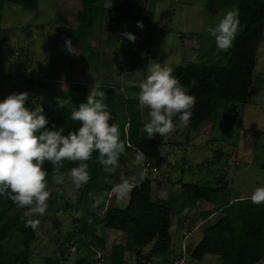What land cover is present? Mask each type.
Instances as JSON below:
<instances>
[{"label": "rangeland", "instance_id": "1", "mask_svg": "<svg viewBox=\"0 0 264 264\" xmlns=\"http://www.w3.org/2000/svg\"><path fill=\"white\" fill-rule=\"evenodd\" d=\"M207 1L133 0L127 17L120 18L107 10L110 5V0H107L105 11H97L91 32L87 35L89 50L86 59L89 60L83 59L85 54L78 46L72 44L80 54H71L65 43L60 41L65 37V29L78 27L73 19L80 9L81 0H38L36 11L3 3L0 5V28L4 30L0 42V100L12 93L27 92L29 100L26 107L46 98L57 100L64 107L77 98H87L90 89L98 82L100 90L105 92L104 99L110 98L114 103V121L119 125L121 139L124 140L127 126L122 130L121 125L125 116V100L138 99L139 83L148 75L150 64L159 63L175 69L187 63L214 65L226 62L231 49L219 51L207 29L215 26L231 9L209 8ZM145 12L154 14V30L140 33L130 29V22ZM125 32L133 34L135 42L129 40ZM92 58L94 60H90ZM30 80H33L32 86L28 84ZM78 86L80 91L75 92L73 88ZM253 87L247 104L222 103L211 122L202 128L189 129L177 122V130L168 135L166 141L174 144L169 148L166 144L161 150L165 163L158 171L168 178L174 195L183 193L181 182L226 187L227 191L222 196L230 200L234 195H251L254 188L264 181V32L257 50ZM225 109L233 112L228 113ZM142 119L147 122L146 109ZM134 155H128L127 165L116 170L113 184L124 178H139L141 172H144V178L148 176L149 169H141L134 164ZM131 164L134 165L132 168ZM150 177L155 179V174L150 173ZM48 183L51 190L49 206L44 216L34 217L39 220V225L35 230L30 227L31 237L19 228L22 210L17 208L9 213L10 219L18 220L10 237L4 240L5 254L19 260L24 255V264H76L78 260L89 263L92 250L88 252L86 249V235L94 229L98 237L108 239L107 247L100 249L104 250L100 253L106 260L112 242L122 243L120 238L124 235L93 227V221L104 214L106 207L123 210L124 206L114 202L108 204L105 195L104 203L93 208V201L83 193V187L77 190L67 176L62 185L52 183V177ZM97 193L104 192L100 189ZM176 212L182 215L183 210L178 208ZM177 214L173 221L179 219L180 225H184L183 218H178ZM214 219L210 218L188 240L173 230V247L177 251H180L182 243L195 247ZM111 235L120 237L112 241ZM71 246L74 249L71 250ZM183 248L180 251L182 257L175 256L174 251L154 258V261L168 262L174 255L178 257L179 264H221L220 257L212 255L195 261L187 253V247ZM162 257L166 259L162 260ZM132 259L133 256L130 257ZM22 263L19 261L17 264ZM259 264H264V261Z\"/></svg>", "mask_w": 264, "mask_h": 264}, {"label": "trees", "instance_id": "2", "mask_svg": "<svg viewBox=\"0 0 264 264\" xmlns=\"http://www.w3.org/2000/svg\"><path fill=\"white\" fill-rule=\"evenodd\" d=\"M106 2L107 0H81L80 9L73 19L78 27L65 29V37L60 40L64 44L66 39H70L72 44L78 46L81 53L85 54L83 57L85 60H89L86 59L89 50L86 43L87 35L91 32L97 11L99 13L105 11ZM132 2L133 0H110L107 10L114 16L126 18ZM3 3H10L30 11H36L39 5L38 0H0V5ZM207 6L215 9H238L240 30L224 64L187 63L173 69V74L181 84L189 88V94L196 97L195 108L188 125L189 128L195 129L208 125L212 117L220 110L222 103L241 105L248 103L251 92L254 90L253 76L257 50L264 32V0H208ZM1 10L0 6V20ZM137 22H142L143 28L138 27ZM129 28L140 33L152 32L154 14L145 12L142 16L134 18ZM3 31L0 28V42ZM192 80L196 81L194 86H190ZM28 84L32 86L33 80H30ZM73 89L75 92L80 91L79 86ZM81 103H87V98H77L69 104L70 106L64 107L60 106L57 100L46 98L42 102H32L27 107L29 109L42 107V114L48 120L46 127L49 130L62 128L63 134L67 135L69 131H75L79 127V122L72 121L70 115L73 110L79 108ZM104 103L108 105V110L113 116L109 123H115L114 103L110 98H105ZM124 106L126 117L124 116L121 129L124 130L127 125L124 138L131 146L126 147V153L121 156L119 166L126 163L127 154L135 153V150L139 149L147 157L145 164H150L148 171L154 168L158 172L165 163L160 150L165 137L157 135L154 139L147 138V134L143 131L144 111L139 109L138 99H126ZM225 110L228 113L233 112L229 109ZM174 121L177 122L178 119L174 118ZM96 155L98 154L93 153V159ZM74 166L76 165L65 161L61 171L67 172ZM44 168L48 172L46 177L48 180L53 175L52 165L46 162ZM89 173L91 178L88 184L83 186V193H97L101 189L108 196L111 185L103 182L106 174L102 172L101 166L89 162ZM159 177L162 179L163 175ZM111 179L113 182V176ZM156 180L149 174L138 187L132 190L128 204L123 210L109 206L103 217L94 218L93 227H101L111 231L110 233L118 232L124 235L123 244L112 242L110 255L104 260L105 264L130 263V258L125 260L126 254H133V257L142 258L153 264V258L170 251L171 210L164 201L153 199L151 186L157 183ZM180 185L182 195L188 197L191 202L201 200L206 203H216L214 215L211 216L210 213L202 218L206 220L211 216L215 218L214 221L205 228L199 243L187 252L193 260L201 261L205 255H212L220 257L221 264H259L264 261V205H254L250 198L227 200L222 196L227 191L226 187L222 186L215 188L181 182ZM17 208L10 199L0 197V264L26 262L24 255L20 257V260L17 257L10 258L3 249L4 240L10 237L18 220L10 219L9 213ZM19 228L28 237L32 236L31 228L25 226L24 219L19 221ZM86 236L88 252L93 246L104 249L105 237H98L94 229ZM118 237L120 236L117 238L112 236V241ZM147 246H151V249L143 254L142 250ZM76 264H90V262L78 260Z\"/></svg>", "mask_w": 264, "mask_h": 264}, {"label": "clouds", "instance_id": "3", "mask_svg": "<svg viewBox=\"0 0 264 264\" xmlns=\"http://www.w3.org/2000/svg\"><path fill=\"white\" fill-rule=\"evenodd\" d=\"M137 26L143 28L142 22H137ZM239 30V10L236 8L226 11L215 26L207 29L216 48L223 52L233 47ZM124 35L135 42L133 34L125 32ZM65 47L71 54H80L70 39L65 40ZM147 71L148 75L139 83L138 95L139 109L147 110L148 119L143 125L147 138L174 133L177 130L174 118L178 119L180 126L187 127L196 97L189 94V88L173 74V68L154 63L148 66ZM195 84V80L190 82V86ZM104 97L105 92L96 82L87 96V103H81L72 111L70 119L79 122V127L67 135L63 134L62 128L49 130L46 127L48 120L42 114V107H26L29 100L27 92L12 93L0 100V197L10 199L22 210L26 227L35 230L39 220L34 217L44 216L49 206L51 190L46 179L48 172L44 168L46 162L52 165V183L62 185L67 176L77 190L87 185L91 178L89 162L99 164L106 174L103 182L111 185L108 195L115 197L117 202H122L143 182V172L139 178L112 182L111 177L119 168L121 156L131 145L126 139H121L119 125L109 123L113 116L104 103ZM93 153L98 154L95 159ZM146 160L145 154L136 149L134 164L143 169ZM65 161L76 166L62 172ZM105 195L89 192L92 207L97 208L104 203ZM250 199L254 205H264V181L254 188ZM188 213L189 209L185 208L181 214Z\"/></svg>", "mask_w": 264, "mask_h": 264}, {"label": "crops", "instance_id": "4", "mask_svg": "<svg viewBox=\"0 0 264 264\" xmlns=\"http://www.w3.org/2000/svg\"><path fill=\"white\" fill-rule=\"evenodd\" d=\"M168 139L169 138H167V136L164 138L163 146H162V148L160 150H162L164 148V146L167 144L166 141ZM173 144H174L173 141H169V143L167 144L168 145L167 147L169 148ZM133 153L134 152H130L129 154H127L126 159H128V155H133ZM134 157H135V155H134ZM124 165H127V160H126V163ZM124 165H121V166H124ZM133 166H134L133 164L130 165L131 168ZM128 171H131V169H129ZM150 173H152V172L149 171L147 174L149 175ZM158 174H159L158 172L155 173V178L157 179L156 180L157 183L152 184V186H151V195L153 196L154 193H155L154 198L157 199V200L164 201L167 204V207H169V209L171 210V227H170V230H169L170 237H171V247H170V251L169 252L171 253V252L176 251L175 256L176 255H180L182 257V252H180V251L182 250L183 247H185V248L187 247L188 250H192L194 248V246H192V245L190 246L188 244L186 246H184V243H182L180 251H177L175 249V247H173V245H172V231L174 230L175 233L180 232V234H181V236L183 237L184 240L185 239L186 240L191 239L193 237V234L195 233V231H198L202 226H205L210 221L211 216L214 215L213 212H214V208H216V203H212V202L206 203V202L201 201V200L196 201L195 203H193V202H191L189 200L188 197L182 195V193L174 195L172 193V191H171L172 188L169 186L168 178L164 175L163 178L161 179V177H159L161 175L160 174L158 175ZM158 178H160L161 180L158 181ZM250 196L251 195H246V196H235L234 195L231 198V201L235 200V199L250 198ZM107 198H108V201H107L108 204H111V203L114 202V204H116V205L117 204H122V206H124V208L127 206L128 201H129V196L127 198H125L122 202H117L115 197H113L111 195H108ZM178 208L181 211L184 210L185 208H187V209H189V213L187 215H179L176 212ZM106 209H107V207L105 208V211H106ZM105 211H104V214H105ZM210 213L212 215L211 216L209 215L210 216L209 218H207L206 220L202 219L204 215L206 216V214H210ZM104 214L102 216H99V217H103ZM175 214H177L178 218L180 216H181V218H183L184 225H180L181 221L179 219L178 220L176 219V221H173ZM190 226H192V229L189 228ZM105 239L106 240L104 242V244H105L104 248L107 247L106 244L108 243L107 242L108 239L107 238H105ZM120 239H123V238L121 237ZM123 243H124V240L122 241V243L118 242V244H123ZM145 248L147 250L146 251L142 250L143 254L148 253L149 250L151 249V246H147ZM97 250L99 252H104V250H102V251L100 249H97ZM183 250H185V249L183 248ZM188 250H187V252H188ZM184 252H183V255H184ZM93 255H94L93 253L90 254V256H91L90 259H89L90 262L92 261L91 259H92ZM109 255H110V248H109L107 257H109ZM132 256H133V254H126L125 255V260L129 259ZM163 259H166V258L162 257V260ZM176 259H178V257H174V255H173V258L168 259V260H170L168 262H165V260H164V263L162 261H158V263H157V261L156 262L154 261V258H153L152 262H153V264H159V262H160V264H173V262ZM158 260H160V258Z\"/></svg>", "mask_w": 264, "mask_h": 264}, {"label": "built area", "instance_id": "5", "mask_svg": "<svg viewBox=\"0 0 264 264\" xmlns=\"http://www.w3.org/2000/svg\"><path fill=\"white\" fill-rule=\"evenodd\" d=\"M149 165H150L149 163L145 164L144 169H146V170L149 169L150 168ZM151 172L154 173V174L157 173V171L154 168L151 169ZM70 248H71V250L74 249L73 246H71ZM91 250H92V253L94 255L92 256V259H91L92 261L90 262V264H105L104 263V259L101 256V253L97 249L91 248ZM179 263L180 262L178 260H175L173 262V264H179ZM123 264H151V263L147 262L146 260H144L142 258L133 257V259L131 260L130 263H123Z\"/></svg>", "mask_w": 264, "mask_h": 264}, {"label": "water", "instance_id": "6", "mask_svg": "<svg viewBox=\"0 0 264 264\" xmlns=\"http://www.w3.org/2000/svg\"><path fill=\"white\" fill-rule=\"evenodd\" d=\"M161 179L160 178H158V181H160Z\"/></svg>", "mask_w": 264, "mask_h": 264}]
</instances>
